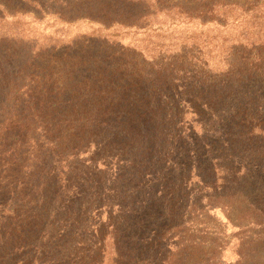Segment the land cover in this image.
Listing matches in <instances>:
<instances>
[{"label":"trees","instance_id":"16d2710c","mask_svg":"<svg viewBox=\"0 0 264 264\" xmlns=\"http://www.w3.org/2000/svg\"><path fill=\"white\" fill-rule=\"evenodd\" d=\"M5 11L15 19L35 11L32 18L38 23L54 17L69 27L82 21L88 26V30L76 35L78 38L73 37L76 39L68 40L65 34L36 52L35 46H30L29 54L25 52L28 55L19 65L14 64L16 56L19 50L28 48V42L7 35L0 38V110L8 116L0 128V145L3 149L8 147L6 160L0 154V163L10 178L24 167L26 152L18 143L12 148L6 145L12 134L22 128L10 117L13 108L37 107L40 114L46 110L54 119L51 128L48 125L43 128L47 147L42 161L47 166L42 168L32 160V169L28 164L22 174L26 178L33 174L38 182L42 180L41 185L47 183L53 204L59 191L69 185L67 174L60 170L61 160L56 157L62 152L75 156L86 149V144L95 143V138L90 137L100 135L95 129L104 125L99 122L110 115L115 103V107L127 108V112L141 117L142 112L150 111L152 98L158 101L160 114H168L174 123L181 103L173 92L177 91V97L183 98L175 82L179 71L183 78L192 76V71L199 74L198 78L191 77L195 80L189 81L182 94L189 98L197 119H208L213 129L212 150L222 154L220 159L233 160L234 164L233 157H238L235 161L251 165L257 160L252 156H260L256 146L264 147V0H0V19ZM179 26L192 33L184 38L172 35L174 50L165 52L164 44L157 51L152 50L154 62L145 61L152 74H144L137 63L131 69L125 67L126 56L142 55L143 50L138 45L120 44L123 37H158ZM109 28L113 29L110 38L115 40L100 39L98 33ZM109 35L102 34L107 38ZM162 53L167 54L162 56ZM164 89L170 94L162 101L160 91ZM60 114L72 117L64 123L74 133L57 142L56 124L63 127V122L56 123ZM19 143L25 146L27 142ZM24 148L30 150L29 146ZM32 189L24 181L17 194L27 198ZM1 190L12 193L10 189ZM59 201L58 206H44L32 213L26 212L22 204L12 207L8 217L13 222L10 232L13 236L9 240L11 245H6L11 254L21 255L20 260L27 264L36 258L42 259L40 264H70L68 257H59L65 251L66 237L76 235L81 221H73L74 198L66 203ZM6 205L4 202L3 207ZM92 208L84 204L81 209L85 214ZM3 219L1 216L0 223ZM53 221L56 225L72 224L58 228L57 237L53 238L48 230V223ZM51 239L57 240L56 246L49 243L45 248L44 243ZM33 251L41 258H33ZM93 261L94 257L87 264L100 262Z\"/></svg>","mask_w":264,"mask_h":264},{"label":"rangeland","instance_id":"374dc122","mask_svg":"<svg viewBox=\"0 0 264 264\" xmlns=\"http://www.w3.org/2000/svg\"><path fill=\"white\" fill-rule=\"evenodd\" d=\"M34 12L15 19L5 11L0 19V38L7 35L28 42V48L15 55L16 65L29 54L30 46H35L36 52L62 35L67 34L71 40L88 30L85 21L69 27L49 17L38 23L32 18ZM170 29L158 37H123L120 44L138 45L143 50L142 55L126 56L125 67L131 69L137 63L144 74H152L145 61L154 62L153 51L162 44L167 46L165 52L174 50L172 35L184 38L192 33L182 26L175 31ZM112 32L111 28L102 31L103 35L110 34L108 38L98 34L100 39L115 40L110 38ZM179 72L175 82L183 98L179 99L177 91L173 92L181 103L174 123L168 114H160L158 101L151 97L150 111L145 110L141 117L127 112V108L115 107V103L110 115L100 120L104 125L95 129L100 135H91L95 143L86 144V149L75 156L66 152L58 154L56 160H61L60 170L67 174L69 185L59 191L54 204L47 183L41 185L42 180L38 182L33 174L27 178L22 174L28 164L32 169V160L37 166H47L42 161L47 147L43 128L47 125L51 128L54 119L46 110L40 114L37 107L13 108L10 117L22 128L12 134L6 145L12 148L18 143L26 158L24 167L15 171L13 178L0 163V217H5L0 223V264H27L20 260L21 255L11 254L6 247L11 245L9 240L13 236L10 234L13 222L8 217L13 206L22 204L26 212L32 213L72 198L75 211L72 217L73 221H81L80 230L66 237L65 251L59 257H68L70 264H87L93 257L99 264H264V147L256 146L260 156H252L257 160L251 165L235 161L238 157H233L234 164L233 160L220 159L222 154L212 150L213 129L208 119H197L189 98L182 94L189 81L195 80L191 77L198 78L199 74L192 71V76L183 78ZM165 89L160 91L162 101L169 98L170 93ZM2 112L5 111L0 110V128L8 121L6 112ZM127 114L131 115L127 117ZM66 118L72 117L60 114L56 120L63 122V127L56 124L57 142L74 133L73 129L65 128L69 125L64 123L68 122L64 121ZM22 140L27 142L25 146L19 143ZM27 146L30 150L24 148ZM6 149L0 145L3 160ZM24 181L33 188L27 198L17 194ZM1 189H10L12 193L5 194ZM93 198L97 199L91 202ZM84 204L93 207L90 213L83 214ZM69 224L72 222L48 223L51 237H57L58 228L65 229ZM46 238L45 235L42 241ZM56 241L51 239L44 247L49 243L56 246ZM32 257L41 258L34 251ZM41 261L32 259L30 264Z\"/></svg>","mask_w":264,"mask_h":264}]
</instances>
